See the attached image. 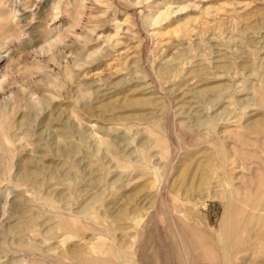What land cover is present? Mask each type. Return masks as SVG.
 <instances>
[{"label":"rangeland","instance_id":"374dc122","mask_svg":"<svg viewBox=\"0 0 264 264\" xmlns=\"http://www.w3.org/2000/svg\"><path fill=\"white\" fill-rule=\"evenodd\" d=\"M0 264H264V0H0Z\"/></svg>","mask_w":264,"mask_h":264}]
</instances>
